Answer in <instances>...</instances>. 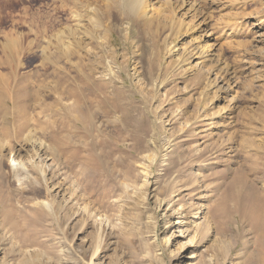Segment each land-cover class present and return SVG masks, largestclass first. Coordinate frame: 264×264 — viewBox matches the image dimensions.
<instances>
[{"label":"rangeland","instance_id":"374dc122","mask_svg":"<svg viewBox=\"0 0 264 264\" xmlns=\"http://www.w3.org/2000/svg\"><path fill=\"white\" fill-rule=\"evenodd\" d=\"M163 1L0 0V264L264 256V0Z\"/></svg>","mask_w":264,"mask_h":264},{"label":"bare ground","instance_id":"6f19581e","mask_svg":"<svg viewBox=\"0 0 264 264\" xmlns=\"http://www.w3.org/2000/svg\"><path fill=\"white\" fill-rule=\"evenodd\" d=\"M119 1V0H118ZM154 1V0H153ZM157 1V0H156ZM159 1V0H158ZM163 1V0H162ZM165 1V0H164ZM163 1V2H164ZM171 1V0H169ZM177 1V0H176ZM189 1L191 0H179V3H177L176 9H180V11L184 10L185 7H187V5H189ZM121 2V1H120ZM123 2V7L125 9H127L128 11H132V9H139V8H143V6H147L150 8L151 4H150V0H122ZM118 3V2H117ZM165 4L167 5L168 2H165ZM194 4V3H193ZM121 5V4H120ZM118 4V6H120ZM175 5V3L173 4ZM184 5V6H183ZM193 6V5H192ZM190 6V8L192 7ZM167 8H171L170 6H168ZM174 8V7H173ZM147 10V8H146ZM169 11V10H168ZM191 12V11H190ZM171 18V17H170ZM81 18L79 17L78 13H73L71 14V22L73 23L72 26L74 25L76 28H80L82 27V25L80 24ZM73 26V27H74ZM69 28V27H67ZM67 28H63V30L61 31V37H58L60 39V43L59 45H61V49L63 51L64 54H68L67 52L69 51V39H70V32L69 29ZM72 31V29H71ZM74 32V30L72 31ZM75 32H77L75 30ZM79 32V30H78ZM80 33V32H79ZM73 34V33H72ZM75 34V33H74ZM78 33H76L77 35ZM80 36V35H78ZM75 37V35H74ZM73 38V37H72ZM194 50V49H193ZM196 50V49H195ZM197 51V50H196ZM200 51V50H199ZM191 52V51H190ZM201 53H199L197 55L196 58H200L202 60H204L205 56L202 53L203 51H200ZM189 53V52H188ZM195 53V52H194ZM193 56V55H192ZM202 64V63H201ZM7 82L4 76L0 75V108L2 111H4L6 114L8 113V109L11 110L12 108L16 109L17 115L16 118L18 119V121L20 122L18 125V131L19 133H21L22 129H24V127L26 126V124L28 123V119L26 118L25 115H22L24 110L26 109V107L23 105L25 103V101L27 100L28 96L26 94V92H21L20 95L18 96H14L12 98V96H10L7 92ZM29 94V93H28ZM23 102V103H22ZM5 106V107H3ZM8 108V109H7ZM73 109L78 108V104L75 103L72 106ZM7 166L14 171L13 177L15 178V180L21 182V181H25L28 182L31 179L30 176V172H29V167H28V163L24 162L20 159H15V158H9L7 159ZM255 194V193H254ZM237 195H233L232 196V200L234 202V207H233V212L238 215L240 218H247L249 215H251L253 212H251L250 210H245L239 207V205L237 204V199L238 201H240V198L236 197ZM262 202V201H261ZM224 203V202H223ZM254 203V202H253ZM41 206L42 204L44 205L45 208H49L50 204L45 201V200H41ZM43 207V206H42ZM223 207V206H222ZM257 208V207H256ZM223 209V208H222ZM226 209V208H225ZM227 212V211H226ZM261 219V218H260ZM261 221V220H259ZM226 252L223 253V262L224 260H226ZM246 264H264V256H262L261 254L258 255V257H256V259H254L253 257L249 256L247 258Z\"/></svg>","mask_w":264,"mask_h":264}]
</instances>
